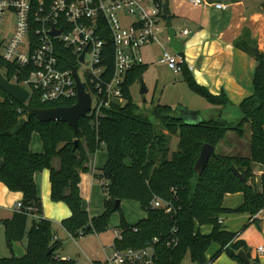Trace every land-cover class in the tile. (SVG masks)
Listing matches in <instances>:
<instances>
[{
  "label": "trees",
  "instance_id": "trees-1",
  "mask_svg": "<svg viewBox=\"0 0 264 264\" xmlns=\"http://www.w3.org/2000/svg\"><path fill=\"white\" fill-rule=\"evenodd\" d=\"M162 17L169 19V16ZM235 45L250 53L249 46L254 42L241 38ZM254 58L252 93L239 102L241 116L236 123L215 118L187 124L167 104L151 100L149 105L139 106L129 88L142 76L145 64L135 66L126 76L122 103H113L110 108L79 118L76 131L62 121L43 122L34 116L26 117L28 107L70 106L74 100L41 103L31 93L20 104L0 89V181L9 190L22 193V206L10 218L0 221L6 247L11 252L0 257V264H73L58 256L61 240L53 236V223L41 216L33 174L42 169L49 170L50 199L64 202L70 210L60 225L72 237L106 230L111 214L117 212L119 232L113 240L116 249L151 245L156 264H181L187 253L193 264H210L221 252L239 260L236 251L246 250L245 242L237 237V232L224 229L219 216L225 213L253 216L264 207V52ZM22 71L19 65L0 57V72L5 78L12 79L13 74L24 76ZM180 74L189 89L209 104L221 108L229 104L222 91L215 95L196 83L185 64ZM21 117H26V122L14 132L13 127ZM247 124L248 156L215 152L200 174L193 171L203 143L216 146L228 131L243 137ZM33 132L40 137V152L29 148ZM172 135L178 137V142L176 150L169 155ZM74 140H77L75 147ZM101 149L106 152V160L102 167L94 169L93 175L105 198L102 211L89 216L82 207L79 175L91 168L93 154ZM53 161L57 162L56 167ZM253 164L263 166L259 189L255 185ZM231 165L244 179L232 173ZM234 192L242 193V202L226 208L223 197ZM154 197L170 202L172 210L150 206ZM124 200L137 202L145 216L134 223L127 222L120 205ZM203 225L210 226L207 233L201 232ZM24 239L23 254L16 256L13 244ZM212 244L217 248L207 257Z\"/></svg>",
  "mask_w": 264,
  "mask_h": 264
},
{
  "label": "built area",
  "instance_id": "built-area-1",
  "mask_svg": "<svg viewBox=\"0 0 264 264\" xmlns=\"http://www.w3.org/2000/svg\"><path fill=\"white\" fill-rule=\"evenodd\" d=\"M163 1L0 0V36L4 32L0 57L19 65L24 75L13 74L7 79L25 87L28 98L35 93L41 103H75L78 89L74 68L84 92L90 96L86 115L122 103L126 76L142 64L141 48L157 38ZM190 1L195 5L204 2ZM214 6L223 7L220 3ZM51 31L59 32L52 35ZM182 33L187 34V30ZM158 62L173 73H180L185 64L180 53L166 50ZM80 66L84 67L82 74L78 73ZM21 206L19 201L15 209ZM150 206L172 210L170 202L159 197L152 198ZM257 249L263 251L264 247ZM154 255L151 245L121 250L112 246L106 262L156 264Z\"/></svg>",
  "mask_w": 264,
  "mask_h": 264
},
{
  "label": "crops",
  "instance_id": "crops-1",
  "mask_svg": "<svg viewBox=\"0 0 264 264\" xmlns=\"http://www.w3.org/2000/svg\"><path fill=\"white\" fill-rule=\"evenodd\" d=\"M203 1V4L195 5L190 0H168L169 15L162 14V16H169V19L161 18L158 24L159 29L156 40L141 48L140 55L142 64L146 65L141 78L146 86L145 76L147 67L154 63V59L159 53V47L162 46V39L165 38L167 41V29L169 27L174 29L175 24L180 23L182 29L179 34H176L174 29L176 37L183 43L182 50L179 53L183 56L185 65L193 79L199 85L204 86L210 93L216 95L222 91L229 99V104L223 108L220 106H212L205 100L207 104L201 107L203 109L202 113L194 106L186 107L197 111L202 120L220 118L227 123H236L241 116L238 110L239 102L252 93V72L256 65L254 58L256 54L251 49L250 53L246 52L238 48L235 44L241 38L253 40V46L256 47L258 53L264 52V0ZM215 3H220L223 7L217 8L214 6ZM161 22L164 23L163 26ZM182 30H187V34H183ZM253 46H249V48ZM154 48L156 49L154 50ZM180 77L183 84L190 90L181 74ZM144 102L148 103L149 99L148 102L146 99ZM169 106L173 109L171 105ZM204 115L207 119H204ZM248 127L247 124L243 137H237L233 132L228 131L232 133H229L230 141H225L223 138L214 146L215 152L217 148H220L219 153L221 154L248 156L250 138V130ZM177 142L178 137L172 135L169 141V155L177 148ZM171 145L173 147L175 145L176 148L170 152ZM29 148L34 152L42 151V143L36 132L31 134ZM103 151L101 149L95 152L91 159V168L89 167V170L83 171L79 175V192L82 199V207L88 212L89 216L97 215L103 209L105 193L93 175L94 169L102 167L106 160V152ZM53 165L56 167L57 162L53 161ZM253 172L256 188L259 189V177L263 172V166L253 164ZM33 179L41 201V216L50 220L54 225H60V221L70 215V210L64 202L50 199L49 170L42 169L36 171L33 174ZM21 199L22 193L20 191H11L0 181V221L12 216L15 211V204L21 201ZM124 201L120 203L121 209ZM241 202L242 193L234 192L225 194L222 203L226 208H234ZM144 216L145 213L143 210L133 220L124 215L125 220L129 223H134ZM28 219H31V217ZM219 221L224 229L237 232V237L245 242L246 250H242L247 260L245 261L239 258V260L232 259L225 252H221L210 264H264V250L259 251L257 249L258 246L264 247V211H258L253 216H250L248 213H225L219 216ZM118 223L119 220L111 223L109 219V227L114 228L115 232H119L117 228ZM27 228H29V225H27ZM53 229V236L60 239L57 236L56 227ZM200 230L201 232L207 233L210 230V226L203 225L200 227ZM3 238L4 228L0 222V249L2 251L0 257L11 254L6 244H3ZM70 238L73 237L70 235ZM17 244L24 251V241ZM103 248L106 254L105 263H107L106 259L112 247L104 246ZM216 248L217 245L212 244L206 256L209 257ZM57 254L61 259H69L74 262L71 258L61 256L59 251H57Z\"/></svg>",
  "mask_w": 264,
  "mask_h": 264
},
{
  "label": "rangeland",
  "instance_id": "rangeland-1",
  "mask_svg": "<svg viewBox=\"0 0 264 264\" xmlns=\"http://www.w3.org/2000/svg\"><path fill=\"white\" fill-rule=\"evenodd\" d=\"M161 25L163 26L164 23L161 22ZM174 29L176 31V34H179V32L182 29V25L180 23H176ZM8 34L9 33L7 32L6 36H8ZM2 35L4 36V32H2ZM3 36H0V39H3ZM161 43L162 46L159 47V53L156 55V58L154 59V63L148 65L147 67L146 76H145L146 87L148 88L147 93L145 94L139 93L140 84L138 81L135 82L130 87V92L132 94L134 101L139 106L149 105L148 103H150V98L153 100L154 103L169 104L173 107L174 115L176 116H182L181 108L185 107L186 109H188L186 106L188 107L194 106L202 113L203 109L201 107L207 104L205 99L188 90L185 84H183L180 74L173 73L169 68H167L165 64L158 62L163 50H166L167 52L171 51L165 38L162 39ZM155 49L156 48H154V50ZM83 70L84 67L80 66L78 69V73L82 74ZM143 98H145L147 102L149 99V102L145 103L143 101ZM204 119H207L205 115H204ZM245 131H246V125H245ZM229 133L231 132H228L225 135L224 137L225 141H230ZM175 148H176L175 145L174 147L173 145H171L170 152ZM216 152L219 153L220 148H217ZM122 209L125 217H128L131 220L136 219L135 217L142 212V210L138 206V203L132 200L124 201L122 203ZM117 218H119V214L117 212H113L110 216V222L111 223L117 222L119 220V219L117 220ZM27 225L30 226V219H28ZM54 227H56L57 236L61 240V247L58 250L61 256L65 258L73 259L74 260L73 264H107L105 263L106 254L103 247L109 246L110 248L113 246V238L116 235L114 228L109 227L106 230L100 232L99 234L94 232H88L86 234H81L76 237L70 238V235L68 236L67 231L61 225L53 224V228ZM2 241L4 244L5 243L4 238L2 239ZM23 241L24 244L26 245V239H24ZM3 251L5 250L3 249ZM0 253H2L1 249H0ZM181 264H192L190 262L188 253L183 258Z\"/></svg>",
  "mask_w": 264,
  "mask_h": 264
},
{
  "label": "water",
  "instance_id": "water-1",
  "mask_svg": "<svg viewBox=\"0 0 264 264\" xmlns=\"http://www.w3.org/2000/svg\"><path fill=\"white\" fill-rule=\"evenodd\" d=\"M163 14L169 15V8H168V0H164L163 3ZM59 31H51L50 33L52 35L57 34ZM167 43L169 48H171L172 51L175 53H179L182 50L183 43L180 39H178L175 35L174 29L169 27L167 29ZM252 52L254 54L258 53V50L256 47H250ZM83 54L80 56V59H82ZM73 75L76 79L77 83V99L76 102L70 106H56V107H28L26 112V117L34 116L39 121H62L67 123L73 131H76L78 119L81 117H84L86 113L90 110V96L88 93H85L83 90L82 85L79 82V78L77 77L74 68H72ZM139 84L140 94H145L147 92V87L145 86V83L143 79L139 78ZM0 89L4 91L6 94H8L10 97H12L16 102L23 104L26 102L28 98V90L23 87L20 84L12 83L7 78H5L2 73L0 72ZM143 101H145V98H143ZM182 110V116H179L183 119V121L187 124H196L203 121L201 119V116L198 114L195 110H189L186 108H181ZM26 117L19 118L18 122L13 127V131L16 132L21 126H23L26 122ZM77 144V140H74L75 147ZM215 155L214 146L208 143H203L201 145V148L199 150L198 156L194 162L193 165V171L196 174H200L202 170L204 169L208 159L211 156ZM1 164V160H0ZM230 170L232 173L240 178L244 179L243 176L237 171L234 165L230 166ZM119 204V201L116 200L115 205L117 206ZM12 251L16 256H20L23 254L22 248L17 244L14 243L12 247ZM236 256L241 260H247V257L245 256V253L242 249H239L236 252Z\"/></svg>",
  "mask_w": 264,
  "mask_h": 264
}]
</instances>
